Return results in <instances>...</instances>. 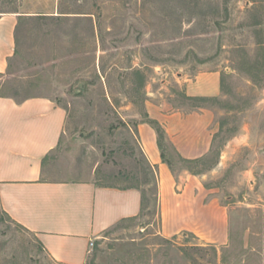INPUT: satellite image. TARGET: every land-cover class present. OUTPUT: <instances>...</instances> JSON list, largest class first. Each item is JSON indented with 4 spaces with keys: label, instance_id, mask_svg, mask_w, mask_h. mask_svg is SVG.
Returning a JSON list of instances; mask_svg holds the SVG:
<instances>
[{
    "label": "rangeland",
    "instance_id": "1",
    "mask_svg": "<svg viewBox=\"0 0 264 264\" xmlns=\"http://www.w3.org/2000/svg\"><path fill=\"white\" fill-rule=\"evenodd\" d=\"M12 11L24 18L0 96L46 97L67 113L63 138L45 161L48 177L135 187L145 196L140 215L105 231L85 264H259L264 0H0V16ZM204 71H220L218 99L169 94L178 76ZM148 87L188 107L215 110L211 152L190 170L212 173L209 185L234 207L226 249L159 234L155 176L133 128ZM164 151L173 172L185 170L170 147ZM0 264L57 263L0 208Z\"/></svg>",
    "mask_w": 264,
    "mask_h": 264
},
{
    "label": "crops",
    "instance_id": "2",
    "mask_svg": "<svg viewBox=\"0 0 264 264\" xmlns=\"http://www.w3.org/2000/svg\"><path fill=\"white\" fill-rule=\"evenodd\" d=\"M52 10L25 12L44 14ZM19 13L0 16V74H5L15 51ZM220 77V71H204L192 78L178 76L169 94L180 90L187 98L218 99ZM147 94L142 115H135L133 128L141 155L155 176L159 234L166 239L191 236L200 246L226 249L231 242L233 205L224 200L218 188L209 185L215 179L212 173L173 172L162 160L157 134L148 123L159 125L165 145L182 159H204L218 131L215 110L188 107L150 87ZM66 121L65 109L49 98L16 101L0 97V208L11 221L35 235L53 262L85 264L90 243L118 223L140 215L142 194L135 187L49 178L45 161L59 146ZM259 264H264V209Z\"/></svg>",
    "mask_w": 264,
    "mask_h": 264
},
{
    "label": "trees",
    "instance_id": "3",
    "mask_svg": "<svg viewBox=\"0 0 264 264\" xmlns=\"http://www.w3.org/2000/svg\"><path fill=\"white\" fill-rule=\"evenodd\" d=\"M21 18H24L23 16H20L18 20H21ZM3 76V74H0V78ZM0 97H4V96H0ZM148 123L153 127V129L155 130L156 134H157V145L159 147V150L161 151V158L163 161H165L167 163V165L169 166V168L172 170V164L169 162V160H167V158L164 155V149H165V137H164V133L162 131V129L159 127V125L154 122V121H148ZM172 151L175 153V155L177 156L178 160L180 163L186 165L185 166V170H187L188 172H190L191 174L194 175H198L200 174L199 172H192L191 166L193 165H197L199 164L203 159H197V160H185L182 159L173 148H171ZM173 171V170H172ZM142 194V201H141V212L145 209V196L143 194V192H141ZM125 221V220H124Z\"/></svg>",
    "mask_w": 264,
    "mask_h": 264
},
{
    "label": "built area",
    "instance_id": "4",
    "mask_svg": "<svg viewBox=\"0 0 264 264\" xmlns=\"http://www.w3.org/2000/svg\"><path fill=\"white\" fill-rule=\"evenodd\" d=\"M90 247H91V248L93 247V243H90Z\"/></svg>",
    "mask_w": 264,
    "mask_h": 264
}]
</instances>
